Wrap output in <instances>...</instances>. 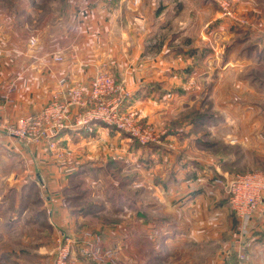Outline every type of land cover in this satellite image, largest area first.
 Listing matches in <instances>:
<instances>
[{"label":"crops","instance_id":"obj_1","mask_svg":"<svg viewBox=\"0 0 264 264\" xmlns=\"http://www.w3.org/2000/svg\"><path fill=\"white\" fill-rule=\"evenodd\" d=\"M133 1L65 0L52 13L0 0L1 122L37 112L60 77L88 93L108 70L122 110L161 131L143 144L95 122L66 128L51 149L0 129V264H51L56 228L101 233L127 264H236L224 251L233 213L214 179L264 171V0ZM182 13L186 26H170ZM229 71L234 94H217L211 112V93L231 92ZM215 132L240 152L212 150ZM246 240V264H264V192Z\"/></svg>","mask_w":264,"mask_h":264},{"label":"built area","instance_id":"obj_2","mask_svg":"<svg viewBox=\"0 0 264 264\" xmlns=\"http://www.w3.org/2000/svg\"><path fill=\"white\" fill-rule=\"evenodd\" d=\"M133 3L137 5L139 0H134ZM36 41V34H32L30 43L35 44ZM54 59L61 61L63 56L57 53ZM52 94L50 101L38 112L22 116L14 123L0 121V129L25 142L47 141L52 149L58 148L55 139L66 128L93 131L95 122H102L128 133L143 144L157 141L151 128L122 110L123 88L112 72H97L90 81L88 93L81 84H72L65 76L60 77ZM1 100L0 96V112ZM214 180L224 187L229 206L241 222L239 229L243 240V236L248 233V222L264 192V171L251 169L244 173L216 177ZM79 240L83 256L99 263L125 264L119 257L118 247H103L100 235L84 231ZM76 242V237L59 231L54 264H71V249ZM240 248L242 249L241 245ZM243 257L241 254L240 258Z\"/></svg>","mask_w":264,"mask_h":264},{"label":"rangeland","instance_id":"obj_3","mask_svg":"<svg viewBox=\"0 0 264 264\" xmlns=\"http://www.w3.org/2000/svg\"><path fill=\"white\" fill-rule=\"evenodd\" d=\"M12 2H14L13 3V6H14L15 2H17L16 4L20 8H30V6H34L35 10L38 9V10H41L42 12L43 11L44 12L49 11V12H52L53 13V12L57 11L58 10V7H60L61 5L64 6L65 0H6V3H8L9 5ZM219 3L221 5V2L220 1H219ZM223 8L226 9L225 10V13L227 12L228 14L230 13V15H232V10H231V7H230L229 4L223 5ZM180 16H181V18L179 20L176 19L177 20V24H176V20H174V21H172V23H171L170 26H175V27H182V26L184 27V26H186L184 24V22H185V13L180 14ZM180 21L183 22V23H180ZM165 31H163V32H165ZM166 32H168V31H166ZM102 71H104V70H102ZM108 72H111V71H108ZM115 78H116V76H115ZM234 78H235L234 72H230L229 71L228 74H227V77H226V81H227L226 88H230L231 89V92L230 93L229 92L228 93L227 92L226 93H222V91L220 93L219 92H217V93L216 92L215 93H211V94H215L216 95L213 98H211V104L209 106L208 105L206 106V107H210L211 112L213 111V108H214V104L213 103L218 100L217 94H232V95L234 94V90H235ZM75 84H80V83H75ZM52 96H53V94L50 95V98H49V100L46 103H48L50 101V99H51ZM210 109H209V111H210ZM213 112H217V111H213ZM34 113H36V112H34ZM139 123L143 124L146 127L151 128V130L154 132L155 140L158 141L161 138V131L157 130L156 127L153 124H151L149 122H145V123L139 122ZM209 139H210L209 141H212L211 144H213V146H212L211 149L212 150H215L216 152L222 151L224 153V152L228 151L227 152L228 154H231V153L233 154L237 150H239V148L238 147H235L233 144H231L229 142L228 143L225 142V138L223 136H220L219 132H215L212 137H209ZM157 141H151V142H157ZM223 149H224V151H223ZM68 150L69 149L67 147H61V151L62 152L61 151H59V152H61L63 154H66V153L68 154ZM239 152H240V150H239ZM245 167H246V165H245ZM251 169H253V168H247V169L242 170V171L236 170L235 173L233 172L232 174L244 173V172L249 171ZM232 174H230V175H232ZM158 189H160V191ZM162 190L163 189H161L160 186H157L155 188V191L157 193L154 191V194L155 195L158 194V196H159V192H162V194L164 193ZM232 213H233V218H234L233 219V225H232V237H231L229 246L224 249L225 255L227 257H233L235 259L234 261H235L236 264H239V263H245L246 264V261H247V254H246V252H247V240H245V239L247 237V233H246L245 237L243 236V240H241L242 238L240 237V229H239V226H240V223L241 222L237 218V216L234 214L233 211H232ZM59 231H61V233L62 232H65L66 234L72 235L74 238L75 237L77 238L76 244L73 245L72 246V249H71V255H70L71 264L74 263L75 256H74L73 253L75 251L78 252L84 259L89 260V261H92V262H95V261L91 260L90 258L83 256L81 254V251H80V247L82 245L79 242L80 241L79 238L83 237L84 231H90V230H84V231L81 232V234L76 235V233L75 234H72L70 232H66L64 229L56 228L55 230L52 229V231H51V233H52V240H53L52 246H51L52 247L51 248L52 249V253H51V255H52L51 256V264H54V260H55V257H56L57 235H58V232ZM90 232L92 234L100 235L101 238H102V245H103V247H106L103 244V235L101 233L93 232V231H90ZM240 245L242 246V249L240 248ZM113 246L118 247L117 249H118V252H119L120 259L122 261H125L124 258H122L123 256L121 255V247H120V245H118L116 243V244H113ZM107 247H109V246H107ZM241 254L244 255L243 258H240V255ZM97 263H99V262H97ZM126 264H127V262H126Z\"/></svg>","mask_w":264,"mask_h":264},{"label":"trees","instance_id":"obj_4","mask_svg":"<svg viewBox=\"0 0 264 264\" xmlns=\"http://www.w3.org/2000/svg\"><path fill=\"white\" fill-rule=\"evenodd\" d=\"M206 115L207 114H202V112H198L196 114V122L199 123V122L205 121L206 120Z\"/></svg>","mask_w":264,"mask_h":264}]
</instances>
